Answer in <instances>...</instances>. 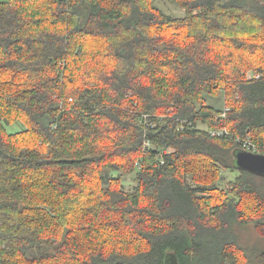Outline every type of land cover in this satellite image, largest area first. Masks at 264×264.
<instances>
[{
  "label": "trees",
  "instance_id": "trees-1",
  "mask_svg": "<svg viewBox=\"0 0 264 264\" xmlns=\"http://www.w3.org/2000/svg\"><path fill=\"white\" fill-rule=\"evenodd\" d=\"M173 2L0 1V264H264V0Z\"/></svg>",
  "mask_w": 264,
  "mask_h": 264
},
{
  "label": "rangeland",
  "instance_id": "rangeland-1",
  "mask_svg": "<svg viewBox=\"0 0 264 264\" xmlns=\"http://www.w3.org/2000/svg\"><path fill=\"white\" fill-rule=\"evenodd\" d=\"M5 1V0H0ZM154 5L160 9L163 13L173 16L175 18H181L185 16V12L180 9L173 0H153ZM249 78L253 77V73H249ZM207 104L211 107L217 109H223L225 106V97L223 94L206 97ZM21 124H12L7 127L9 133H16L23 129ZM201 128L206 129V126L202 125ZM113 176H119L120 173L113 172ZM240 175L238 172H233L230 170H221V179L217 181V185L220 188L227 189L228 184L236 180ZM258 189V192L264 194V180L260 178L250 179ZM122 183L124 190L128 192H133L136 188L135 175H128L122 177ZM234 233L238 238L239 244L246 250V253L252 259L257 257L264 251V237H261L255 229L254 224H240L236 223L233 225Z\"/></svg>",
  "mask_w": 264,
  "mask_h": 264
},
{
  "label": "water",
  "instance_id": "water-1",
  "mask_svg": "<svg viewBox=\"0 0 264 264\" xmlns=\"http://www.w3.org/2000/svg\"><path fill=\"white\" fill-rule=\"evenodd\" d=\"M236 168L258 177L264 178V155L254 154L245 150H239L235 154ZM166 264H179L174 253H169Z\"/></svg>",
  "mask_w": 264,
  "mask_h": 264
},
{
  "label": "built area",
  "instance_id": "built-area-1",
  "mask_svg": "<svg viewBox=\"0 0 264 264\" xmlns=\"http://www.w3.org/2000/svg\"><path fill=\"white\" fill-rule=\"evenodd\" d=\"M210 134L212 137H215L217 135H220L219 133L215 131H210ZM243 147L245 151L254 153V154H262L264 155V147H257L254 145L250 140H246L243 142Z\"/></svg>",
  "mask_w": 264,
  "mask_h": 264
}]
</instances>
